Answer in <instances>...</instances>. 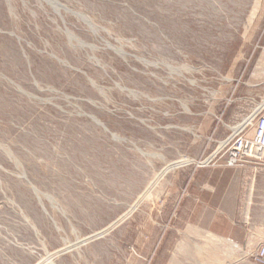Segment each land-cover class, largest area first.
Listing matches in <instances>:
<instances>
[{
  "label": "rangeland",
  "instance_id": "rangeland-1",
  "mask_svg": "<svg viewBox=\"0 0 264 264\" xmlns=\"http://www.w3.org/2000/svg\"><path fill=\"white\" fill-rule=\"evenodd\" d=\"M263 106L264 0H0V264H199L188 192Z\"/></svg>",
  "mask_w": 264,
  "mask_h": 264
},
{
  "label": "crops",
  "instance_id": "crops-1",
  "mask_svg": "<svg viewBox=\"0 0 264 264\" xmlns=\"http://www.w3.org/2000/svg\"><path fill=\"white\" fill-rule=\"evenodd\" d=\"M226 143L227 138L219 148ZM219 148L202 164L215 158ZM188 197L197 200V221L189 223L192 240H183L182 246H196L199 254H183L182 262L262 264L256 253L264 245V168L255 162L220 164L198 176L197 189Z\"/></svg>",
  "mask_w": 264,
  "mask_h": 264
},
{
  "label": "built area",
  "instance_id": "built-area-1",
  "mask_svg": "<svg viewBox=\"0 0 264 264\" xmlns=\"http://www.w3.org/2000/svg\"><path fill=\"white\" fill-rule=\"evenodd\" d=\"M261 109L255 115L254 122L235 132L221 148L215 156L217 157L216 162L227 167L243 166L247 162H255L264 168V106ZM251 129L252 133H249ZM256 259L264 264V245L258 249Z\"/></svg>",
  "mask_w": 264,
  "mask_h": 264
}]
</instances>
